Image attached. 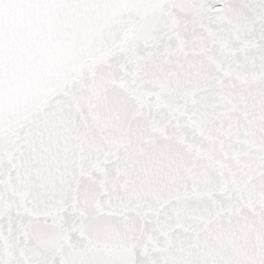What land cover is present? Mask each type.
I'll return each mask as SVG.
<instances>
[{"label": "snow or ice", "instance_id": "obj_1", "mask_svg": "<svg viewBox=\"0 0 264 264\" xmlns=\"http://www.w3.org/2000/svg\"><path fill=\"white\" fill-rule=\"evenodd\" d=\"M0 264H264V0H0Z\"/></svg>", "mask_w": 264, "mask_h": 264}]
</instances>
